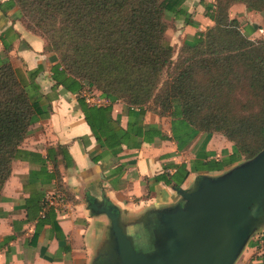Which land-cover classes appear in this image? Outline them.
<instances>
[{"label":"trees","instance_id":"16d2710c","mask_svg":"<svg viewBox=\"0 0 264 264\" xmlns=\"http://www.w3.org/2000/svg\"><path fill=\"white\" fill-rule=\"evenodd\" d=\"M11 1L26 29L45 41L44 51L56 56L57 64L50 69L52 90L61 87L77 96L103 156L118 160L124 150H138L157 140H172L181 152L199 137L189 169L186 164L169 165L172 173L163 171L152 179L180 188L190 173L222 172L263 151L264 40L250 39L257 27L243 30L229 11L243 4L248 11L264 14V0L200 1L213 26L186 37L176 63L166 39L167 19L196 27L186 0ZM170 68L168 78L162 80ZM42 71V67L29 71L23 79L9 57L0 53V194L16 159H33L41 165L38 173H31V183L42 175L41 184H46L58 174L56 152L53 157L47 152L41 160L40 155L20 149L31 126L51 113L49 97L36 82ZM85 86L107 104H87L82 95ZM119 100L127 108L126 128L119 116L111 115ZM151 104L152 115L170 118V138L158 125L143 123ZM213 134L232 142L231 152L223 150L220 159L206 151ZM58 153L68 160L64 148L58 147ZM46 161L53 167L50 174Z\"/></svg>","mask_w":264,"mask_h":264},{"label":"crops","instance_id":"0c3cea01","mask_svg":"<svg viewBox=\"0 0 264 264\" xmlns=\"http://www.w3.org/2000/svg\"><path fill=\"white\" fill-rule=\"evenodd\" d=\"M201 7L198 6L202 12ZM204 21L207 27L211 26L208 18ZM191 29L185 27L180 47L186 37L206 30ZM45 47L41 37L26 29L18 7L11 0H0V53L9 57L23 79L27 72L43 68L36 82L42 94L49 97L51 106L49 118L31 126L20 149L40 155L41 160L47 152H52V157L56 152L58 170L46 184H41L45 180L42 175L31 183V173H38L41 165L33 159L13 161L11 175L0 194V264H122L108 212L115 215L118 228L136 253L153 255L159 248L157 240L167 232L159 217L163 209L171 206L172 213L183 209L187 201L180 193H193L203 178L213 180L224 171L190 173L180 188L153 183V177L163 171L173 172L167 168L169 165L186 164L189 169L195 158V144L180 152L172 140H157L143 143L138 150H124L118 160L103 156L77 104V96L61 87L52 90L50 69L58 60L53 53H46ZM126 114L125 105H113L112 118L119 116L122 128L127 125ZM143 123L156 124L165 136L171 137L170 128L162 129L157 116L147 112ZM197 140L199 137L194 142ZM229 144L223 136L213 134L206 151L220 159L223 150L231 152ZM58 147L69 155L67 161L58 153ZM93 157L101 158L93 162ZM46 169L52 173L48 161ZM38 198L41 201L35 203ZM263 211L260 208L249 214L247 237L232 264L239 259L241 264H264Z\"/></svg>","mask_w":264,"mask_h":264},{"label":"water","instance_id":"95a60500","mask_svg":"<svg viewBox=\"0 0 264 264\" xmlns=\"http://www.w3.org/2000/svg\"><path fill=\"white\" fill-rule=\"evenodd\" d=\"M180 195L191 207L171 213L166 226L186 229L175 232L164 254L152 260L135 252L108 212L122 264H232L248 234L250 209L264 199V150L244 167L218 180L203 178L195 192Z\"/></svg>","mask_w":264,"mask_h":264},{"label":"rangeland","instance_id":"374dc122","mask_svg":"<svg viewBox=\"0 0 264 264\" xmlns=\"http://www.w3.org/2000/svg\"><path fill=\"white\" fill-rule=\"evenodd\" d=\"M200 1H204L206 3H212L211 0H186L184 3L185 7L188 10L189 9L191 10L190 19L196 23V27L190 26L191 28H193V29H191L192 31H196L195 28H197L198 30L201 29L202 31H204L205 29H208V28L213 26V23L211 24L210 27L206 26V23L204 21L205 17H203L204 16V9L201 12L200 8H198V6H201ZM202 8L203 7H201V9ZM229 14H230L231 18H235L238 20V22L240 23V26L243 30H247L249 27H253V26L257 27L256 30L254 31V33L249 35L250 39L264 40V14L263 13L258 12V11H248L243 4H236L235 7L232 8V11L230 9ZM195 19H197V21H199V22H197ZM167 25H168V29L166 32V39L170 43V45L173 47V50H174L173 62L176 63L179 55L181 54V48L179 46V43L182 40V35L185 34V30H184L185 27L189 26V25H185L181 20H173L172 18L167 19ZM181 27L183 29H181ZM179 29H181L182 32L179 31ZM170 72H171V68L166 70L163 73L162 80H166L168 78L167 76H168V74H170ZM93 93H95V91L90 90L87 86H85L84 92H82V95L85 97H91ZM117 103L125 105L124 100H119ZM148 110H149V112L151 111L150 112L151 114H153L152 112L155 111V106H153L152 104L149 105ZM159 120H160L161 128L169 130V128L171 127L170 126V124H171L170 118H168V117L159 118ZM197 143H198V140L195 141L193 144H195V146H196ZM229 143H231L229 145L232 146V142H229ZM191 146L188 149H190ZM187 150H185V151H187ZM212 154H213V152H212ZM258 155H256L252 159H243L241 162H238L237 164H235V165L227 168L226 170H224V172L222 174H220V175L217 174L218 177L216 176V179H213V180L221 179L222 177L227 176L233 170H235L237 168L244 167L245 165L253 162ZM187 156L188 155H185V156L183 155V157H187ZM190 207H191V204L189 202H186V204L183 206V209L188 210V209H190ZM260 208H264V199L263 198L259 199V201H257L254 204V206L251 207L250 212H252V213L258 212ZM163 210L164 211L162 212V214L159 217L161 218L162 222L167 224L166 222H167L168 216L172 213L171 210H174V209L171 206H169ZM263 214H264V211L261 215H263ZM230 216L227 217L226 221H228ZM175 228H176L175 226H174V228H171V227H169V229L167 228V232H165L163 234L161 239L157 240V242L160 240V242L158 243L159 248L157 249V251H155V253H153V255L147 257L148 259H151V260L156 259L159 257L160 254L163 255L165 249L168 247V244L170 242H172V240H173L172 237H173L174 233L178 232L179 230L186 229V227L183 224L178 225V227L176 228L177 231L175 230ZM221 262L222 261L214 260L213 264H221ZM241 263H242V259H239V261L236 264H241Z\"/></svg>","mask_w":264,"mask_h":264},{"label":"built area","instance_id":"2783aa9c","mask_svg":"<svg viewBox=\"0 0 264 264\" xmlns=\"http://www.w3.org/2000/svg\"><path fill=\"white\" fill-rule=\"evenodd\" d=\"M85 101L89 105H95V106H102L107 104V101L101 98L94 97L93 95L91 97H85ZM54 206L52 202H48V205Z\"/></svg>","mask_w":264,"mask_h":264}]
</instances>
